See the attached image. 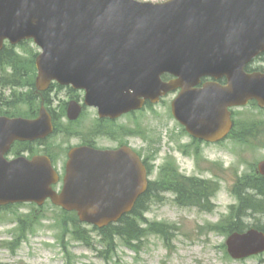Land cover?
<instances>
[{"label": "water", "instance_id": "water-1", "mask_svg": "<svg viewBox=\"0 0 264 264\" xmlns=\"http://www.w3.org/2000/svg\"><path fill=\"white\" fill-rule=\"evenodd\" d=\"M27 40L42 50L37 89L55 81L83 90L102 117L142 109L180 89L172 103L176 120L193 137L218 142L233 126L230 108L253 100L264 108V73L246 72L264 53V0H0V51L6 42ZM164 75L174 78L165 82ZM204 78L215 81L199 88ZM221 79L227 84L216 82ZM71 105L69 117L76 119L80 109ZM52 132L44 107L34 120L0 116V207L50 200L98 228L131 212L147 178L129 149H73L60 192L48 157L6 159L15 141ZM258 168L264 175V161ZM226 244L234 259L259 255L264 232L234 233Z\"/></svg>", "mask_w": 264, "mask_h": 264}, {"label": "rangeland", "instance_id": "rangeland-1", "mask_svg": "<svg viewBox=\"0 0 264 264\" xmlns=\"http://www.w3.org/2000/svg\"><path fill=\"white\" fill-rule=\"evenodd\" d=\"M152 1L161 3L167 0ZM27 44L33 52H40L33 42ZM25 49L18 46L17 52L23 54ZM253 67L264 68V57ZM10 75V69L0 70V79ZM35 76L33 74V82L31 74L22 77L20 81L24 87L20 88L4 86L0 82L2 111L16 115L32 112L26 99L34 93ZM68 93L67 89H56L50 95L46 94L47 108L61 116L64 103L69 101ZM175 97L170 94L153 108H145L129 119L137 135L134 143L142 154L150 156L147 158L154 165V191L143 218L148 224L166 225L165 236L150 231L143 239L134 242L132 248L118 238L114 246L109 247L101 242L92 226L86 225L87 244L72 235V217L51 203L47 202L43 207L19 204L0 210V264H264V254L244 260L231 258L225 246L228 235L218 230L232 217L231 208L239 203L237 195L242 191L245 177L253 175L264 160V110L248 105L236 111V134L247 132L243 142L230 139L217 145H200L174 119L171 103ZM40 101L35 98V108L40 106ZM89 116L73 126L60 119L59 125L87 134L96 121L94 111ZM106 129L115 131L108 125ZM66 143V135L56 134L45 145L48 153L63 156L56 158L62 175L67 161ZM75 143L71 141L69 147ZM35 150L42 154V148L35 147ZM174 165L183 175L218 185L211 212L181 206L174 193L163 192L155 184L160 172L164 174V168ZM246 223L264 227V215L248 217Z\"/></svg>", "mask_w": 264, "mask_h": 264}, {"label": "trees", "instance_id": "trees-1", "mask_svg": "<svg viewBox=\"0 0 264 264\" xmlns=\"http://www.w3.org/2000/svg\"><path fill=\"white\" fill-rule=\"evenodd\" d=\"M22 45V47L26 48L23 54L18 53L16 48L10 45L5 46L4 50L0 52L1 71L11 69L10 76L5 77L6 79H0L3 85L22 86L20 80L30 74L33 82V74L36 72L35 58L38 54L33 52L27 43ZM261 71H264V69L261 68ZM20 100L22 101L23 98ZM26 102L32 107L35 99L31 95L26 99ZM253 105L256 106V103H253ZM0 114L14 116L10 112L0 111ZM35 115L36 111H32L27 116ZM234 138L243 142L245 135L236 134ZM163 170L165 171L164 174L160 172L159 181L155 183L161 188V191L174 193L177 203L181 206L196 207L201 211L208 212L213 210L212 198L215 197L219 190L216 183L209 180L186 177L179 172L176 165ZM243 182L245 184L242 187V191L237 195L239 203L236 207L231 208L232 217L229 218L228 222L226 221L220 225L219 229L217 228L226 235L243 232L252 227L264 231V227L260 224L251 226L246 223V218L264 214V177L253 174L245 177ZM153 185L147 194L138 201L130 215L123 217L117 224L109 225L103 229L93 228L94 231L98 232L102 243L104 242L107 246L113 247L115 239L118 238L126 246L132 248L134 242L143 239L150 231L159 235H166L164 230L165 228L168 229L166 225L158 223L148 224L143 218V214L148 210V205L151 203ZM67 214L72 217V235L74 238L88 244L89 237L84 227L86 225L80 223L75 213Z\"/></svg>", "mask_w": 264, "mask_h": 264}, {"label": "flooded vegetation", "instance_id": "flooded-vegetation-1", "mask_svg": "<svg viewBox=\"0 0 264 264\" xmlns=\"http://www.w3.org/2000/svg\"><path fill=\"white\" fill-rule=\"evenodd\" d=\"M210 80H203L201 86L209 82ZM220 83L225 84V81H220ZM67 89L70 94L69 95V101L64 103V110H65V116L61 115L59 118L58 112H55L52 108L50 110L52 111L53 116V123L55 127V133L54 135H66V139H68V144L66 143V146L68 147V150L66 152V159L69 157V152L72 148L75 147H81V146H88L90 148L98 149V150H117L122 147H130L134 152L138 154L139 157H141L143 164L145 165L146 170L149 172V166H150V159L145 156V153L142 154L139 147L134 143V140L136 139L137 135L133 131L134 125L129 122V119L135 117V112H131L128 114L123 115L122 117L118 119H112L110 117L107 118H100L98 109L94 107H89L85 105V93L73 90L72 88H63ZM52 90H56V87H53ZM71 102H77L78 104H81L82 112L80 117L77 120L71 121L68 119L69 111L71 107ZM149 103L147 104L146 108L151 107ZM153 107V106H152ZM91 111H94L96 114V121L92 125L93 128L91 131H89L87 134L80 133L79 130H68L66 127H62L59 125V122L62 120V122H67L69 125H77L78 122L83 118L87 117L89 118V113ZM60 112V111H59ZM61 119V120H60ZM106 125H108L110 128L115 129H106ZM122 125V126H120ZM95 126V127H94ZM231 135V134H230ZM229 135V137H230ZM231 139V138H230ZM76 141L75 144H73L71 147H69V143L71 141ZM45 143H28V142H20L16 143L15 146H17V149L12 150L11 153L7 155V157H35L38 155L37 151L34 150V147H38V144H40V148H42V155H47L49 157H53L54 159L57 157H63V156H54L53 154L48 153L45 150ZM207 144V143H202ZM65 168V164H64Z\"/></svg>", "mask_w": 264, "mask_h": 264}]
</instances>
